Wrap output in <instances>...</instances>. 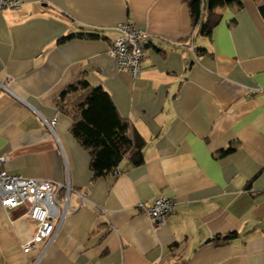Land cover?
Returning <instances> with one entry per match:
<instances>
[{
    "label": "crops",
    "instance_id": "crops-1",
    "mask_svg": "<svg viewBox=\"0 0 264 264\" xmlns=\"http://www.w3.org/2000/svg\"><path fill=\"white\" fill-rule=\"evenodd\" d=\"M259 5L264 0L218 5L219 21L202 30L184 0H22L0 10L4 168L85 193L70 194L73 210L41 256L43 244L21 251L36 230L26 207L0 203V264H264ZM125 21L155 45L137 76L107 54L113 27ZM81 75L102 86L143 137L141 164L123 159L93 178L84 138L55 103ZM160 196L174 202L173 213L153 229L137 203ZM230 232L236 236L223 241Z\"/></svg>",
    "mask_w": 264,
    "mask_h": 264
},
{
    "label": "built area",
    "instance_id": "built-area-1",
    "mask_svg": "<svg viewBox=\"0 0 264 264\" xmlns=\"http://www.w3.org/2000/svg\"><path fill=\"white\" fill-rule=\"evenodd\" d=\"M21 4L22 0H0V10L16 9ZM113 29L114 35L110 39L107 54L114 59L119 69L137 76L142 70L146 48L155 46L149 33L128 21L116 24ZM46 124L53 130L55 119ZM5 162L6 157L0 156V203L5 208L26 207V216L35 222L36 230L30 240L21 244V251L27 253L43 244L41 256L65 217L73 210L69 204L70 194L74 192L83 199L85 193L74 189L69 181L11 174L4 168ZM137 206L156 229L173 213L174 202L160 196L150 204L138 201ZM36 263L37 260L33 262Z\"/></svg>",
    "mask_w": 264,
    "mask_h": 264
},
{
    "label": "trees",
    "instance_id": "trees-1",
    "mask_svg": "<svg viewBox=\"0 0 264 264\" xmlns=\"http://www.w3.org/2000/svg\"><path fill=\"white\" fill-rule=\"evenodd\" d=\"M189 8L193 26L211 29L219 21L214 8L231 4L234 0H184ZM264 18V5H259ZM67 35L59 41L72 37ZM97 37L95 34L88 35ZM202 52V50H201ZM59 111L72 121V133L83 137L90 153V170L93 178L113 172L121 160L136 166L143 162L145 141L133 125L122 117L111 96L102 86L90 84L83 75L65 87L55 99ZM236 236L230 232L221 239Z\"/></svg>",
    "mask_w": 264,
    "mask_h": 264
}]
</instances>
